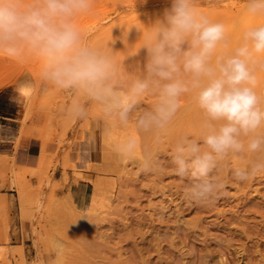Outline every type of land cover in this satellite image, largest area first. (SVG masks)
<instances>
[{
	"label": "rangeland",
	"instance_id": "obj_1",
	"mask_svg": "<svg viewBox=\"0 0 264 264\" xmlns=\"http://www.w3.org/2000/svg\"><path fill=\"white\" fill-rule=\"evenodd\" d=\"M197 3L225 24L233 46L244 26L260 22L247 15L245 0ZM170 7L171 0H95L92 13L78 18L88 42L119 63L121 92L146 61L139 30L146 32ZM22 80L33 82L30 93L18 90ZM153 103L152 95L141 97L122 124L78 91L44 85L35 60L0 56V148L17 147L22 137L43 144L37 169L14 171L8 157L0 168V178L9 173L24 200L22 220L32 224L35 257L29 264H264V174L237 182L222 165L224 188L209 202H193L185 195L186 182L171 170V156L179 137L198 134L196 114L187 109L169 128L145 132L135 119ZM76 104L85 109L81 118L70 113ZM47 144L53 153L45 151ZM58 165L65 182L71 170L73 184L87 185L82 202L55 194L62 190L52 178ZM3 225L0 245L8 246V218ZM23 250L16 264H27ZM0 262L9 264L6 248Z\"/></svg>",
	"mask_w": 264,
	"mask_h": 264
},
{
	"label": "clouds",
	"instance_id": "obj_2",
	"mask_svg": "<svg viewBox=\"0 0 264 264\" xmlns=\"http://www.w3.org/2000/svg\"><path fill=\"white\" fill-rule=\"evenodd\" d=\"M94 3L0 0V56L35 60L44 85L78 91L122 124L141 97L152 95L151 108L135 119L145 132L165 130L194 111L198 134L179 137L171 156V170L193 202H209L224 188L222 165L237 182L264 174V0H245L247 15L260 22L244 26L234 46L225 24L197 0H171L162 18L146 32L138 29L146 61L126 92L116 85L121 68L114 55L90 44L77 22ZM17 87L28 94L33 82ZM70 113L81 118L85 109L76 104ZM233 160L247 163L233 166Z\"/></svg>",
	"mask_w": 264,
	"mask_h": 264
},
{
	"label": "crops",
	"instance_id": "obj_3",
	"mask_svg": "<svg viewBox=\"0 0 264 264\" xmlns=\"http://www.w3.org/2000/svg\"><path fill=\"white\" fill-rule=\"evenodd\" d=\"M0 118H3L0 116ZM39 125V124H38ZM40 126V125H39ZM15 138V136H13ZM43 148V144L39 139L22 137L17 147L10 143L9 145L0 148V168L3 158H13L12 167L14 171L20 170H35L40 165V152ZM46 152L53 153V147L48 144L44 147ZM69 159L73 161V150L69 153ZM7 179L4 181L0 178V229L4 227L3 223L8 218V246L0 245V253L2 249L6 248L9 257V264H16L20 261L19 248L24 247L23 257L26 263L29 264L30 260L35 257V252L31 248L30 236L32 224L30 220H22L21 213L25 206L23 201L19 199L17 195V185L10 183L11 175L7 173ZM52 178L55 182H58L62 186L61 191H56L55 194L58 197H66L69 200L82 202L84 198V188L86 184L81 181L73 184V172L66 170V182L63 177V170L60 165L56 166L52 171ZM26 180L35 184L34 178L26 176ZM4 234H0L2 238ZM0 264H8L6 262H0Z\"/></svg>",
	"mask_w": 264,
	"mask_h": 264
},
{
	"label": "bare ground",
	"instance_id": "obj_4",
	"mask_svg": "<svg viewBox=\"0 0 264 264\" xmlns=\"http://www.w3.org/2000/svg\"><path fill=\"white\" fill-rule=\"evenodd\" d=\"M21 95V94H20Z\"/></svg>",
	"mask_w": 264,
	"mask_h": 264
}]
</instances>
